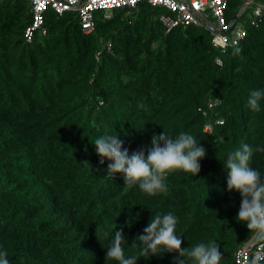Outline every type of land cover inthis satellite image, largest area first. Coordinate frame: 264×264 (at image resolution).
I'll return each mask as SVG.
<instances>
[{
  "label": "trees",
  "instance_id": "trees-1",
  "mask_svg": "<svg viewBox=\"0 0 264 264\" xmlns=\"http://www.w3.org/2000/svg\"><path fill=\"white\" fill-rule=\"evenodd\" d=\"M244 2L229 0L228 21ZM256 3L264 0L243 12ZM163 14L173 15L148 2L111 16L99 10L87 33L76 12L50 10L47 34L29 42L30 2L0 0V247L11 264H117L100 231L123 227L130 246L158 211L177 215L182 247L216 241L221 264H235L252 237L236 219L241 197L226 191L222 160L242 140L264 144V109L247 106L250 91L264 87V17L221 54L209 28L168 31ZM163 130L194 134L206 156L196 176L175 170L168 193L154 197L107 176L91 144L116 132L131 152ZM251 164L264 175V152ZM172 255L138 264H171Z\"/></svg>",
  "mask_w": 264,
  "mask_h": 264
},
{
  "label": "clouds",
  "instance_id": "clouds-1",
  "mask_svg": "<svg viewBox=\"0 0 264 264\" xmlns=\"http://www.w3.org/2000/svg\"><path fill=\"white\" fill-rule=\"evenodd\" d=\"M247 106L253 112L264 109V87L250 91ZM207 125L213 127L210 121L204 127ZM200 141L187 131L173 136L163 130L159 134L153 133L149 145L131 152L116 132L100 135L91 144L99 157V164L104 165L107 160V176L113 179L119 175L124 185L138 187L146 196L154 197L168 193L166 178L171 172L182 170L193 177L200 172L201 160L206 156V148ZM215 143H223V138ZM254 152H264V144L254 148L242 140L227 153L222 163L227 171L226 191L238 192L241 197L236 219L245 224L256 239L264 240V175L251 164ZM178 220L172 211L152 212L130 246L123 227L116 230L115 224L102 229L97 238L107 241L106 259L117 264H138L140 258L150 261L153 257H163L165 253L173 254L171 264H221L223 253L216 241L198 242L190 249L181 246ZM137 245L138 255H126L127 247ZM0 264H11L7 250L2 247Z\"/></svg>",
  "mask_w": 264,
  "mask_h": 264
},
{
  "label": "built area",
  "instance_id": "built-area-1",
  "mask_svg": "<svg viewBox=\"0 0 264 264\" xmlns=\"http://www.w3.org/2000/svg\"><path fill=\"white\" fill-rule=\"evenodd\" d=\"M32 6L33 22L26 28L25 37L31 42L36 33L47 34L45 27L46 15L50 10L57 13L76 12L85 32L95 29L96 11L103 10L108 16L113 10L124 7H135L140 2L163 6L173 15H161L160 19L168 31L179 25H203L211 30L214 45L221 54H226L228 48L237 47L249 34V26H258L264 17V3H256L249 17L232 26V20L227 19L229 0H27ZM246 1V0H245ZM252 4V3H251ZM250 4V5H251ZM249 6V5H248ZM235 15V16H237ZM234 16V17H235ZM210 25V26H208ZM219 64L223 59L217 58ZM218 102H210L215 106ZM212 125L205 127L211 132ZM235 264H264V240L256 239L254 234L236 252Z\"/></svg>",
  "mask_w": 264,
  "mask_h": 264
},
{
  "label": "water",
  "instance_id": "water-1",
  "mask_svg": "<svg viewBox=\"0 0 264 264\" xmlns=\"http://www.w3.org/2000/svg\"><path fill=\"white\" fill-rule=\"evenodd\" d=\"M255 1H257V0H246V1L244 2V4H243V6H242V8H241V10H240V12H239V14H242L243 11H244V9H245L248 5H250L251 3L255 2ZM237 20H238V15L235 16V17L233 18V20H232V26L237 22ZM208 26H210V25H208Z\"/></svg>",
  "mask_w": 264,
  "mask_h": 264
},
{
  "label": "rangeland",
  "instance_id": "rangeland-1",
  "mask_svg": "<svg viewBox=\"0 0 264 264\" xmlns=\"http://www.w3.org/2000/svg\"><path fill=\"white\" fill-rule=\"evenodd\" d=\"M111 13H109L108 16H111ZM247 17H249V9L243 12V16L241 17L240 21H242L244 18H247Z\"/></svg>",
  "mask_w": 264,
  "mask_h": 264
}]
</instances>
